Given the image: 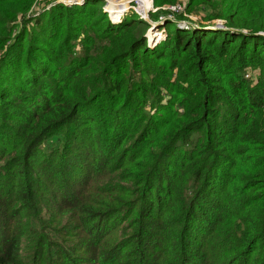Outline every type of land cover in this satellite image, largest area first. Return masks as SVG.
Returning a JSON list of instances; mask_svg holds the SVG:
<instances>
[{"label": "trees", "instance_id": "16d2710c", "mask_svg": "<svg viewBox=\"0 0 264 264\" xmlns=\"http://www.w3.org/2000/svg\"><path fill=\"white\" fill-rule=\"evenodd\" d=\"M154 1L156 7L164 4ZM30 2L0 0V40ZM146 2L150 9L152 0ZM102 8L92 0L86 9L89 26L109 43L110 52L92 98L79 99L70 91L59 95L45 82L62 58H52L54 45L50 55L49 45L41 49L43 59H48L42 61L33 51L34 43L29 38L24 41L25 34L11 47L8 55L12 57L0 61L21 58L13 72L0 74L4 86H0V113L18 104L23 119L14 115L11 120L25 123L28 133L22 136L25 145L17 154L28 160L36 153L32 161L30 158V167L42 175L39 180L24 165L18 173L0 167V181H8L10 176L13 180L6 186H10L7 195L0 198L1 215L9 214L10 221L21 225L14 232L0 225V264H264V12L261 23L239 21L235 27L229 20L232 33L205 30L202 20L190 22L194 25L191 30L175 24L173 29L169 23L160 55L176 58V67L196 69L202 103L195 97L189 103L164 104L157 93L154 103H149L155 112L149 113L141 103H129L126 79L115 83L110 77H121L115 68L125 59L143 63L153 56L144 39L147 26L133 20L112 30ZM52 12L58 16V24L77 12L80 17L85 14V10L68 11L62 6L53 7ZM48 20L54 25L53 15ZM36 26L42 30L43 21H36ZM24 43L27 50L21 48ZM215 54L221 59L236 54L245 60L262 55L259 65L263 73L257 86L250 87L242 70L236 71L242 84L230 82L229 96L234 103H210L221 87L206 90L204 68L219 63ZM23 58L33 65L22 64ZM88 70L84 61L73 77ZM17 86L31 95L19 93ZM108 88L112 96L106 104V93L92 101ZM116 97L118 103H114ZM216 105L224 107L230 117L215 113ZM80 114L93 115L99 123L103 119L115 123L122 134L109 144L111 151L100 154L95 148L98 136L90 138L83 131ZM1 126L0 131L5 128ZM143 127L147 129L143 131ZM101 144L106 145V140ZM250 146L263 152L259 164L247 162ZM40 182L60 209H69V202L75 204L71 225L60 229L47 225L51 209L42 196L44 190L38 187ZM7 203L17 204L14 209H19L10 211ZM218 212L214 231L212 215ZM53 224L62 226L61 221ZM213 240L217 242L212 246ZM82 252L89 259L80 258Z\"/></svg>", "mask_w": 264, "mask_h": 264}, {"label": "rangeland", "instance_id": "374dc122", "mask_svg": "<svg viewBox=\"0 0 264 264\" xmlns=\"http://www.w3.org/2000/svg\"><path fill=\"white\" fill-rule=\"evenodd\" d=\"M30 1L24 11L19 13L9 25L6 38L0 40V61L12 57L8 55L11 47H15L18 42L20 43L25 34L24 41L29 38L30 43H34L33 51L42 61H48V59H43L41 49L49 45L47 50L50 55V48L53 49L54 45L56 47V54L52 58H62L57 62L59 63V67L56 69V72L52 76H46L45 82L52 85L51 87L54 93L58 91L59 95H63L65 91H70L74 97L79 99L92 98L98 89L101 79L100 74L105 73L101 71V68L106 64V57H110V52L107 49L109 43L106 40L104 41V39L98 38L97 31L89 26V20L86 19V16H88V10L86 9L92 0H67V2H62L63 0ZM96 1L100 8L103 7L102 10L105 12L112 30H116L125 24H130L133 20L144 22L147 26L144 39L148 43L150 55L153 56L150 60H145L143 63L138 61L131 62L125 59L122 65H118L115 68L116 75H121V77L118 79L114 74H111L110 77L115 83L120 79H126L125 90L129 92V103H141L149 113L155 112L152 111L149 103H154L152 99L156 98L157 93H159V98L164 104L189 103L195 97L200 98V102L202 103V98L201 96L199 97L198 93L199 82L196 69L189 65L184 66L180 64L176 67V58L170 60L168 58H162L160 55V52H162L161 47L167 38L166 30L169 23H172L171 26L173 29L175 27L173 24H175L183 29L191 30L192 26L190 22L199 23L202 20L203 24L201 25L206 27L205 30L209 29L213 32L222 31L232 33L228 29L229 20L233 21L235 27H238L239 21L248 23L260 21L261 23L264 12V0H162L164 4L159 7H156L155 1L152 0L150 9L146 0H123L121 2H115L116 0ZM56 6H62L68 11H76V9L85 10V14L80 17L77 12L72 19H64L62 23L58 24V16L52 12L53 7ZM173 8H176V11H173ZM50 15H53L55 19L54 25L52 21L48 20ZM38 20L43 21L42 30L36 26V21ZM20 32L22 35H17ZM32 35L36 37L34 39L30 38ZM21 48L27 50L28 46L24 43ZM261 56L257 55L252 60H245V58H239L236 54H229L221 59L217 58L215 54V59L219 63L204 68L207 72L205 77L208 78L206 90L210 92L214 86L221 87L217 91L219 96L210 103H234L231 102V97L229 96L230 82L237 81L242 84L236 78V71L242 70L243 78L247 74H250V78H245L244 80L247 81L250 87L257 86L263 73V69L259 65ZM20 60L21 58L16 56L11 61L0 63V74L4 71H8V74L13 72L11 69H15L20 64ZM84 61L87 62L89 70L73 77L74 72L78 71V67ZM22 64L33 65L29 60L25 63L24 58ZM63 68L67 69L68 73L66 70L62 71ZM71 80H74L72 86ZM66 81H68V84L65 83ZM0 86L4 87L3 83H0ZM186 86L189 87L186 88ZM17 88L19 89V93L27 96L31 95L29 90L19 86ZM105 89L97 94L92 101L101 95V93H106L103 98L106 104L108 98L112 96L110 94L112 90L108 88L106 91ZM118 102L119 97H116L114 103ZM17 107L18 104L13 103L11 110H5L0 113V124L3 125L1 129L5 127L0 131V142L3 141V144H0V167L7 169L8 172L18 173L20 166L24 165V167H28L29 173H34V177L41 180L42 175L34 172L36 171L34 166L30 167V158L32 155L28 160H24L17 154V151H20L25 145L22 136L28 133V126L25 123H18L11 120V117L14 115L23 119V114L20 110H17ZM213 109L215 113L221 116L230 117V114H225L224 107L221 105H216ZM80 116L79 123L82 125L81 128L83 131L88 133L90 138L94 135L98 136L95 137V148L99 149L100 154L103 156L111 151L112 146L109 147V144L117 141L118 136L122 134L115 128V123L107 119H103L104 122L99 123L97 118L90 114H80ZM252 122L257 123L254 120ZM143 128V131L147 129L145 127ZM192 139L193 141H198L197 137ZM102 140H106V145L101 144ZM250 149L252 151L247 156V162L259 164L262 161L263 152L257 146H250ZM35 157L36 153L31 158V161ZM7 184H13L11 176L8 181H0V198L2 196L5 197L10 190V186L6 187ZM40 184L43 187L45 184L41 182L38 184V187L43 189ZM45 189H48V187L45 186ZM45 189H43L42 196L48 200L51 209L47 225L51 224L55 229L71 225L73 223V214L76 210L74 208L75 204L69 202V209H60L55 204L53 196L47 193ZM6 206L9 207L10 211L13 210V212L19 209H14V207L18 206L15 203H7ZM208 211L210 210H206V212ZM2 213L3 210H0V225H6L7 229L11 228L13 232L17 226L21 227L17 222L10 221L11 216L9 214L3 217L1 215ZM220 214L218 212L212 215L215 223L214 231L218 228ZM56 221H61L62 226L54 225L53 223ZM261 228L262 224L259 226V236L262 234ZM0 241L2 240L0 239ZM216 242V240H213L210 245L213 246ZM23 250H25V247H23ZM120 255H123L121 251ZM79 256L80 258H88L83 252Z\"/></svg>", "mask_w": 264, "mask_h": 264}, {"label": "built area", "instance_id": "2783aa9c", "mask_svg": "<svg viewBox=\"0 0 264 264\" xmlns=\"http://www.w3.org/2000/svg\"><path fill=\"white\" fill-rule=\"evenodd\" d=\"M62 2H67V0H63ZM107 2V1H106ZM173 11H176V8H173L172 9ZM172 12V11H171ZM173 13V12H172ZM174 14V13H173ZM246 78L248 79V78H250V74H247L246 75Z\"/></svg>", "mask_w": 264, "mask_h": 264}, {"label": "water", "instance_id": "95a60500", "mask_svg": "<svg viewBox=\"0 0 264 264\" xmlns=\"http://www.w3.org/2000/svg\"><path fill=\"white\" fill-rule=\"evenodd\" d=\"M194 25H192V27H193Z\"/></svg>", "mask_w": 264, "mask_h": 264}]
</instances>
